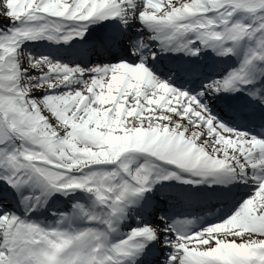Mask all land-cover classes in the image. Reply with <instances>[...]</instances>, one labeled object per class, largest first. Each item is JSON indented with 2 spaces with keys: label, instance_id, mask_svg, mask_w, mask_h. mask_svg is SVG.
I'll use <instances>...</instances> for the list:
<instances>
[{
  "label": "snow or ice",
  "instance_id": "obj_1",
  "mask_svg": "<svg viewBox=\"0 0 264 264\" xmlns=\"http://www.w3.org/2000/svg\"><path fill=\"white\" fill-rule=\"evenodd\" d=\"M0 264H264V0H0Z\"/></svg>",
  "mask_w": 264,
  "mask_h": 264
}]
</instances>
